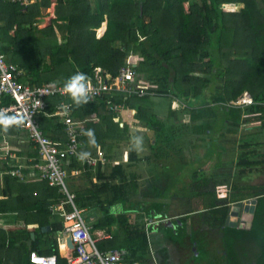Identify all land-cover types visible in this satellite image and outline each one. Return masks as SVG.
I'll return each instance as SVG.
<instances>
[{
	"label": "trees",
	"instance_id": "1",
	"mask_svg": "<svg viewBox=\"0 0 264 264\" xmlns=\"http://www.w3.org/2000/svg\"><path fill=\"white\" fill-rule=\"evenodd\" d=\"M29 1L22 5L17 1L0 0V49L20 72L17 82L63 86L74 73L83 72L91 78L93 69L99 68L109 88L81 106H76L67 93L45 98L44 109L34 115L37 128L44 137L65 141L60 118L51 116L59 103H65L73 120L82 121L89 115L96 119L79 127L78 153L92 149H104L109 153L127 131L117 113L109 110L113 104L122 103L124 109L131 110L134 119L153 132L157 139L163 121L152 111L151 97H169L184 103L190 109V120H194L199 116L191 109L189 101L195 104L199 99L209 101L215 104L222 116L227 117L231 108L238 107L227 104L235 101L243 91L248 92L252 103L242 106L246 113L241 118L242 124L264 130V0H94V12L88 0H56L54 19L40 29L36 24L44 14L41 10L47 9L50 1ZM185 3L187 9H184ZM228 4H239L240 8L235 12L223 10ZM57 21L65 22L61 43L53 29ZM102 22H105V30L95 38L94 31ZM130 54H135L138 59L132 70L139 76L143 75L150 86L144 95H131L122 102L114 83ZM218 80L221 89L218 97L213 98L211 87ZM10 102L8 97H3L0 105ZM82 128L94 129L97 146L88 144L87 137L81 134ZM17 131V126L9 127L7 131L0 128L4 135L16 134ZM29 144L33 147L30 158L34 159L35 145ZM156 145L157 141L150 145V149L153 158L158 159L154 152ZM250 146L251 143L244 142L240 148ZM252 152H243V158L237 165H264V159L248 160ZM127 154L130 162L138 160L136 151L128 149ZM77 160L68 158L67 172L79 168ZM9 168L6 167L5 171ZM81 168L89 169L82 162ZM121 169L116 163L107 174L98 173L97 176L104 181L91 185L90 189L76 191L73 202L76 207L85 209L99 205V196L110 193V202H117L120 206L118 211L99 205L102 216L92 228L116 225V232L95 242L96 250L123 249L126 255L122 263L148 264L149 245L153 240L149 241L143 227H129L128 209L124 205L127 201L125 177ZM1 180L0 214L15 213L14 224L18 226L19 223L22 230L6 232L0 228V264H30L28 252L39 245L40 228L49 226L50 230L45 234L53 238L62 231L61 220L49 222L50 217H57L49 207L56 205L62 195L41 179H30L21 184L9 174H3ZM195 182L199 185L197 197L208 196V202L202 209L191 212L199 216L204 226L219 231L222 247L221 254L214 251L203 264H264V184L248 186L250 193L247 197L231 196L229 201L217 203L209 198L211 192L205 178L200 177ZM246 198H255L249 229L224 226L228 203ZM162 215L157 220L162 219ZM33 223L38 232H34L30 250H24L23 244L17 243V238L23 236L29 241L27 230ZM180 228L184 229L181 221ZM53 241L42 242H49L50 249L38 253L54 255L56 264H67L54 249ZM196 241L198 245L202 243L196 239L192 243Z\"/></svg>",
	"mask_w": 264,
	"mask_h": 264
},
{
	"label": "rangeland",
	"instance_id": "2",
	"mask_svg": "<svg viewBox=\"0 0 264 264\" xmlns=\"http://www.w3.org/2000/svg\"><path fill=\"white\" fill-rule=\"evenodd\" d=\"M184 9H187L186 4ZM130 56L131 60L134 59L133 63L137 64L135 54ZM5 60L8 61L7 56ZM137 79L149 88L150 85L143 75ZM220 89L218 80L211 87V96L218 97ZM189 102L191 109L199 116L197 119L190 120V109L184 103L161 97L151 103L153 111L162 113L163 128L157 139L154 138L153 132L140 128V122L137 123L139 127L134 126L136 120L132 114V119L128 122L131 126L126 125V135L118 139V144L112 147L109 153L99 149L109 159V164L119 163L122 168L127 196L124 205L130 214L129 227H143L148 237L153 240L150 246L156 254L153 257L154 262L149 257L148 264H203L214 251L221 254L219 231L204 226L199 216L191 212L194 209H202L208 202V196L197 197L199 185L194 181L200 177L205 178L211 192L209 198L217 203L227 202L231 196L247 197L250 193L248 186L264 184V165H237L243 158L241 154L250 150L253 152L248 156V160L264 159V130L242 124L241 118L246 115L242 106L231 108L232 111L224 117L214 107L215 104L209 101L199 99L195 101L196 104ZM227 106L236 105L229 102ZM170 112L173 114H169ZM134 135L143 137V150L136 151V162H130L127 150L130 148V138ZM19 136L25 140L23 145L17 146L22 150L18 154H22L21 158L24 160V154H30L32 148L25 134ZM5 139L11 147L16 145L13 137L6 136ZM153 140L157 141L154 152L158 154V159L153 158L150 149ZM244 142L251 143V146L241 149L240 146ZM13 150L17 152V149ZM97 150L92 149L89 152L94 154ZM23 160L18 159L17 163H23ZM108 169V166L104 168V174L108 173ZM87 179L66 174L64 182L68 191L75 195L76 191L88 187ZM116 183L114 184L117 185ZM91 185L93 184L90 183ZM110 196V193L100 195L98 204L118 211L120 206L117 202H110ZM115 196L119 198L118 195ZM248 199L251 198L241 201ZM99 205L93 207L98 209ZM160 212H163V219L165 217L171 223L177 220L183 222L184 229L179 228L173 237L169 236V232L162 234L163 219L157 220L162 215ZM193 239L202 243L198 245L196 241L193 244Z\"/></svg>",
	"mask_w": 264,
	"mask_h": 264
},
{
	"label": "built area",
	"instance_id": "3",
	"mask_svg": "<svg viewBox=\"0 0 264 264\" xmlns=\"http://www.w3.org/2000/svg\"><path fill=\"white\" fill-rule=\"evenodd\" d=\"M17 1L26 5V0H8ZM142 40V38H139ZM131 56L125 59V66L120 68L118 76L115 79L114 89L119 93L123 102L127 97L136 95L140 97L149 89L146 84L140 83L135 73ZM20 75L17 67L5 60V55L0 49V101L3 97H8L11 102L7 105H0V109L8 114H23L27 117L25 122L17 128L25 133L27 142L35 145L36 158L28 166L26 175L37 177L44 180L49 187L56 188L62 195L56 205L50 207V211L61 218L62 236L69 234L74 250L72 254L66 257L67 264H121L126 252L122 249H112L106 252H98L94 245V240L90 234V228L85 219L84 209L74 205V196L68 191L64 178L67 174L65 168L68 158H77L79 141V121L73 120L69 114V107L65 103H59L51 116L60 118L65 135L64 142L52 141L44 137L37 128L34 121V115L40 113L44 107V99L49 96H64L66 93L63 87L59 85H29L27 83H18L16 78ZM91 84L90 101L97 97L101 92L107 91L102 70L94 68L92 77L89 78ZM138 80V81H137ZM236 106H246L252 103L248 92L243 91L235 101L231 102ZM123 109V104H113L109 110L118 113ZM3 153V154H1ZM11 158L5 141L0 142V156ZM87 167H96L98 164L106 163V157L103 152L97 150L91 157L82 162ZM7 174L15 177L18 182L22 181L21 165H10ZM70 172V170H69ZM72 172V170H71ZM75 174V171L73 172ZM225 194H223V197ZM30 264H56L53 255H40L30 251L28 253Z\"/></svg>",
	"mask_w": 264,
	"mask_h": 264
},
{
	"label": "crops",
	"instance_id": "4",
	"mask_svg": "<svg viewBox=\"0 0 264 264\" xmlns=\"http://www.w3.org/2000/svg\"><path fill=\"white\" fill-rule=\"evenodd\" d=\"M26 1L27 2H30L29 0H26ZM49 1H50L49 7L47 9H42L41 10L42 13H44L45 16L42 15L38 19V22H37L36 26L39 29L40 28H44L45 26H47L49 24V20L54 19V17H55V15H54V6H55L56 0H49ZM88 1H89V4H90L91 11L94 12L95 11V1L94 0H88ZM62 2H63V0H62ZM186 6H187V4H186ZM224 8H226V10L223 9L225 11L235 12V11H237L240 8V5L239 4H228ZM64 25H65V22L64 21H57L56 22V25H53L54 33H55V35H56V37L58 39V42H60V43L63 42V40L60 38V36L65 33V31L62 28ZM104 30H105V22H102L101 25H100V27L94 31L95 32V38H99L102 35V33L104 32ZM133 60H131V61L133 62ZM132 64H133V67L136 65L134 63H132ZM155 99H159V97H151V100H150L151 103H154ZM153 110L154 109L152 108V111ZM153 112L155 114L159 115L160 117L162 116V113H156V111H153ZM132 114H133V112L131 110L124 109V108L117 113V115L120 118L121 124L123 123V124H125L127 126H131V125H129L128 122H129L130 119H132ZM94 120H96L95 117H94V115L86 116V118L84 120L79 121L80 122L79 123V127L84 126V123H86L88 121H94ZM134 123L136 124L134 126L139 127L137 125V123H138L137 121H134ZM140 128H143V129L147 130L146 128H144L142 126H140ZM17 130L18 131H17L16 134H11L10 133V134H5L4 135L3 133H0V142L1 141H5L6 144L9 145V143L5 139L6 136L7 137H11V138L13 137L14 138V142H16V145H14L12 147L10 145H9L10 147L7 146L8 151H10L9 152V155H11V158L5 157V160H4L2 158V155L0 156V189L3 186L2 180H1L2 179V175L3 174H7V171H5V168L8 167V166H10V165H21L22 166V169H21L22 181L21 182H18V180L14 177L16 179V182L17 183L23 184L27 180H30V179H32V180H38V178L35 177V176L32 177L31 175L30 176H27L26 175L27 170H28L27 168L29 166V165H27V163H29V162L31 163L32 162V159L30 158L31 157L30 154L33 153V147H31L32 150H30L31 151L30 154L27 153V152H26V154H24V156H23L24 160H23L21 158L22 157L21 156L22 154H18L19 151H22V150L18 149L17 146L20 147V144L23 145L25 143V140L23 138H20V136H19L20 134H22V133L25 134V133L23 131L19 130L18 128H17ZM153 143H154V140H153L152 144ZM13 149H17V152H16V150L14 151ZM23 151H25V150L23 149ZM16 153H17V155H16ZM18 159L23 160V163H17V160ZM147 159L148 158H146V160ZM77 161H78V163H80L79 164L80 165L79 168L78 169H74V170L71 169L72 172H71V170H70V172H67V176L69 174L70 176H74V177L83 176L86 179L88 178L87 179L88 180V187H87V189H90V183L93 184V185H96V184L98 185L100 182H103L104 180H102V177L99 178L97 176V174L100 173L102 175H105L104 174V168L106 166H108V168H109L108 169V172H109L110 171V168L112 167V165H114L113 163H110L109 164V159L106 158V163H104L103 165H100L99 167L96 166V167H93V168L92 167H88L89 169L82 170V168H81V161H79V160H77ZM109 165H110V167H109ZM97 169H98L99 172H97ZM74 171H75V174L73 173ZM84 189H86V188H84ZM34 192H36V190ZM50 207H49V210H50ZM84 212H85L84 215H85V219H86L87 225L90 228L91 237L94 240V244H95V242H98V241L103 240L105 238H109L110 236H113L115 234V232H116V225L105 226L103 228H92V226L96 222V220L100 219L101 216H102L101 215V212H100V208H98V209L96 208L95 209V207L89 206V207H86L84 209ZM113 212H116V211H113ZM128 212H129V210H128ZM128 212H127V214H128ZM162 213L160 212V214H162ZM162 216H164V215H162ZM128 217H130V214H128ZM159 217H161V216H159ZM15 218H16L15 213H1L0 214V228L3 229V230H5L6 232H15L17 230H22V227L20 226L19 223L17 224L18 226H15V224H14L15 223ZM56 220L59 221V220H61V218L58 215H57V217H50L49 218V222H53V221H56ZM172 225L173 226H167L165 224H161V226H162L161 227L162 228L161 229L162 234L166 235V233L168 234V232H169V236L173 237V235H175L176 232H177V230L180 228V221L179 220L174 221V222H172ZM46 227H48V229H46ZM46 227H41L40 228V233H41V236L39 238L40 239V243L37 246V248L36 249H33L32 251L33 252H36V253L47 251L48 249H50V247L48 248V246H50V244H47V243L44 244L42 242H46L47 240L53 239L54 241L52 243H53L54 249H56L57 253L61 257L65 258V260H66V257L68 255H70V254H67L65 252L64 244H63V240H62V238H63L62 234L60 233V234L56 235L57 237H55V238H53L51 235H46L45 233H47L50 230V227L49 226H46ZM37 229H38V227H36V225L34 223L33 224H30V229L27 230L29 232V241L27 239L23 238V236H19L17 238V243H22L23 246H24V250H28L31 247L30 241L34 238V232L37 231ZM41 229H44V230L41 231ZM31 233L33 234L32 237L30 236ZM161 237L163 238L162 235H161ZM148 239H149V241L152 240L149 237H148ZM150 244H151V242H150ZM152 249L153 248H151V246L149 245V254H148V257H150V259H152L153 262H154V258L153 257H154V255L156 253L153 252ZM42 255H44V254H42ZM121 264H124V263H121ZM155 264H157V263L155 262Z\"/></svg>",
	"mask_w": 264,
	"mask_h": 264
},
{
	"label": "clouds",
	"instance_id": "5",
	"mask_svg": "<svg viewBox=\"0 0 264 264\" xmlns=\"http://www.w3.org/2000/svg\"><path fill=\"white\" fill-rule=\"evenodd\" d=\"M62 87L63 91L70 96L76 106L85 105L90 101L91 84L89 77L85 73H74L67 78ZM26 119L27 117L23 114L10 115L5 110L0 109V128L4 131H7L9 127L22 125ZM81 134L87 137L89 145L97 146L94 129L82 128ZM129 150L137 152L143 150V137L141 135H134L130 138ZM90 157L91 153L88 151H82L77 154V159L81 162L87 161Z\"/></svg>",
	"mask_w": 264,
	"mask_h": 264
},
{
	"label": "water",
	"instance_id": "6",
	"mask_svg": "<svg viewBox=\"0 0 264 264\" xmlns=\"http://www.w3.org/2000/svg\"><path fill=\"white\" fill-rule=\"evenodd\" d=\"M254 205L255 198H251L245 201H236L232 204H228V213L224 219V226L237 227L238 229L248 230L250 227L252 213L254 211ZM161 223L167 226H173L170 220L166 218L161 220ZM46 229H48V227H46ZM43 230L44 229H41V231ZM30 236L32 237L33 234L31 233ZM62 240L65 252L67 254H71L74 250V245L71 242L69 234L64 235Z\"/></svg>",
	"mask_w": 264,
	"mask_h": 264
},
{
	"label": "flooded vegetation",
	"instance_id": "7",
	"mask_svg": "<svg viewBox=\"0 0 264 264\" xmlns=\"http://www.w3.org/2000/svg\"><path fill=\"white\" fill-rule=\"evenodd\" d=\"M238 220V219H237Z\"/></svg>",
	"mask_w": 264,
	"mask_h": 264
}]
</instances>
